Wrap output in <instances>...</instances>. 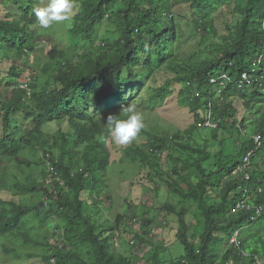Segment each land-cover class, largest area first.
I'll use <instances>...</instances> for the list:
<instances>
[{
    "label": "trees",
    "instance_id": "obj_1",
    "mask_svg": "<svg viewBox=\"0 0 264 264\" xmlns=\"http://www.w3.org/2000/svg\"><path fill=\"white\" fill-rule=\"evenodd\" d=\"M43 2L0 0V66L8 61L0 67V264H136L116 249L124 216L95 218L115 145L106 120L126 118L127 106L154 113L176 91L194 123L171 132L141 114L144 139L123 151L155 195L166 189L194 207L157 208L178 220L181 255L169 264H264V0H76L66 46L50 51L33 11ZM178 7L214 40L204 60L176 54ZM27 70L29 81L19 82ZM161 71L168 79H155L139 103L142 85ZM244 74L250 84L242 86ZM223 75L225 87L212 84ZM239 111L252 116L239 120ZM210 114L217 128L200 126ZM250 152L251 179L234 176ZM244 195L261 216L233 211ZM150 218H130L141 225L132 245L150 248L146 264H168V246L153 242L157 215Z\"/></svg>",
    "mask_w": 264,
    "mask_h": 264
},
{
    "label": "rangeland",
    "instance_id": "obj_2",
    "mask_svg": "<svg viewBox=\"0 0 264 264\" xmlns=\"http://www.w3.org/2000/svg\"><path fill=\"white\" fill-rule=\"evenodd\" d=\"M76 3V0H75ZM177 16L182 23L183 34L180 35L179 41L176 43V54L183 60H204L209 56L208 47L210 43L214 40H208L201 32L197 31L186 18L188 13L183 7H178ZM70 22H63L59 24H54L49 29H46L45 38L47 43H45V48L51 50V46L55 42L61 41L66 35L68 25ZM221 34L224 33L225 28L221 25L218 27ZM217 42V41H216ZM66 42L61 43L59 46L65 47ZM7 61V60H6ZM8 62V61H7ZM3 62L0 67H7L8 63ZM36 63L34 64V66ZM30 70L25 71L23 77L19 82H28ZM160 78L163 81L168 79V75L165 71H161L153 76L146 84H143L141 90L138 94L139 103L142 99L148 96L147 88L149 85L155 82L157 79L160 84ZM178 91L173 93L169 97L162 107L158 108L154 113L148 114L142 108H139L141 114L145 119L151 124H159L163 129H168L171 132L175 130H186L194 123V116L188 111V109L183 108L178 103ZM247 116L248 119L252 116L251 114H246L245 111H239L237 117L239 120L242 117ZM250 121H248L249 123ZM54 124L52 127H56ZM253 126V125H252ZM249 131L252 132L254 127H247ZM207 135L206 132L203 133ZM221 138L223 136L221 135ZM144 138L139 134L133 140L134 142H141ZM133 141L127 145H115L110 144L111 149V165L106 170L104 176H102L98 182L96 195L98 197V204L101 210L100 215H95V218H99L100 222L103 223L106 218H110L114 221L120 214L124 216L121 229L116 235V249L121 254L131 258L136 264H146L147 258L149 256V247L144 244L137 246L132 245L135 238V233L140 232L141 225L138 223H131V217H137L140 221L143 217H151L157 215V221L153 223L152 229H156L154 244H161L164 242L168 249L164 254V257L168 260L173 258H179L181 255V244L176 241V233L178 230V220L175 216H169L164 212H157L160 203L171 202L173 204L181 205L184 207H190V213H194V207L190 203H185L177 195H174L162 189L157 195L150 190L147 181L145 182L144 174L138 167H132L127 162H123L124 159V149L128 147ZM233 146V145H232ZM236 148L235 146H233ZM220 148L219 143H213L211 145V150L213 152H218ZM106 175V178H105ZM86 209H88L86 207ZM92 210V209H91ZM99 212V209L93 208L91 211ZM189 214L187 216L189 223L194 222V215ZM193 216V217H192ZM150 218V219H151ZM257 233L256 229H253L250 235ZM7 264H16L14 261L7 262ZM21 264H45L40 259L26 260L21 262Z\"/></svg>",
    "mask_w": 264,
    "mask_h": 264
},
{
    "label": "clouds",
    "instance_id": "obj_3",
    "mask_svg": "<svg viewBox=\"0 0 264 264\" xmlns=\"http://www.w3.org/2000/svg\"><path fill=\"white\" fill-rule=\"evenodd\" d=\"M33 11L38 26L49 29L54 24L70 22L76 14L77 6L75 0H44ZM121 112L126 114V118L121 119L110 114L107 116L106 126L108 136L114 143L127 145L143 129V117L133 106L124 107Z\"/></svg>",
    "mask_w": 264,
    "mask_h": 264
},
{
    "label": "built area",
    "instance_id": "obj_4",
    "mask_svg": "<svg viewBox=\"0 0 264 264\" xmlns=\"http://www.w3.org/2000/svg\"><path fill=\"white\" fill-rule=\"evenodd\" d=\"M256 66V65H255ZM257 67V66H256ZM257 70L254 68L252 69V73H255ZM230 81V78L228 75H223L220 78H213L211 80L212 84L214 85H220L222 87H225L227 82ZM242 86L246 84H250V79H249V74H244L243 75V80L241 82ZM222 99V98H221ZM200 126L202 127H208V128H217L218 124L214 123L211 119V114L209 115V119L203 124L200 123ZM254 140V144L256 145V148H261L262 147V140L259 135H255L252 137ZM254 155V152H250L246 155V157L243 159L242 163L239 165L237 170L233 172L234 176H240L242 175L244 180H250L251 176L249 174V170L252 168V157ZM262 165L264 166V157L261 160ZM240 189L243 190V188L240 186ZM247 197L244 195L242 198H239L236 202V206L234 208V212L237 213L241 210H247V211H256L257 216H261L263 212V207H252L251 205L248 204L247 202Z\"/></svg>",
    "mask_w": 264,
    "mask_h": 264
},
{
    "label": "bare ground",
    "instance_id": "obj_5",
    "mask_svg": "<svg viewBox=\"0 0 264 264\" xmlns=\"http://www.w3.org/2000/svg\"><path fill=\"white\" fill-rule=\"evenodd\" d=\"M257 70V69H256Z\"/></svg>",
    "mask_w": 264,
    "mask_h": 264
}]
</instances>
